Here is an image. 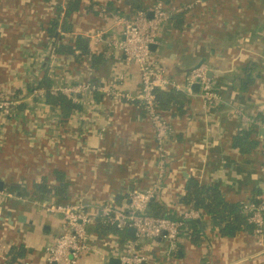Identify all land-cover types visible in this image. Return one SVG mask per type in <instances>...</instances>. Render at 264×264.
<instances>
[{
	"label": "crops",
	"instance_id": "crops-1",
	"mask_svg": "<svg viewBox=\"0 0 264 264\" xmlns=\"http://www.w3.org/2000/svg\"><path fill=\"white\" fill-rule=\"evenodd\" d=\"M66 1L0 0L1 92L21 96L29 82L45 74L50 48L45 27L52 18L61 20ZM137 2L145 10L153 5V0H81L80 11L71 17L70 35L87 37L91 51L107 59L95 72L105 82L114 79L110 67L116 49L110 42L121 40L123 29L106 10L118 8L123 12L120 17L129 18L128 11ZM163 2L170 18L159 28L160 44L152 48V60L178 81L192 67L206 64L220 100L215 108H204L198 89L192 87L186 93L188 101L161 110L170 131L164 190L154 200L167 216L178 217L188 208L179 199L186 192L185 183L196 177L201 183L217 184L227 200L250 202L253 189L264 190V127L243 120L241 113L264 120V0ZM98 32H103L101 41L93 37ZM60 56L67 72L64 79L87 82L86 64ZM139 87L137 71L129 70L119 91L134 94ZM98 92L100 101L94 93L91 99L80 96L81 108L66 117L45 98L19 103L12 118L0 116V192L11 195H0V264L12 255L19 256L20 264H47L46 248L62 232V218L27 196L34 182L43 178L51 186L64 182L62 202L95 207L125 206L129 190L145 189L155 179L158 154L144 110L136 102ZM245 130L257 145H235L234 138ZM200 221L198 243L181 233L170 259L164 256V240L147 241L142 254L158 247L159 257L151 264H264V246L258 245L253 232L224 237L207 216ZM116 240L113 235L102 245L91 243L109 260L120 254ZM108 260L85 252L78 264H109Z\"/></svg>",
	"mask_w": 264,
	"mask_h": 264
},
{
	"label": "built area",
	"instance_id": "built-area-1",
	"mask_svg": "<svg viewBox=\"0 0 264 264\" xmlns=\"http://www.w3.org/2000/svg\"><path fill=\"white\" fill-rule=\"evenodd\" d=\"M114 18L123 27L122 39L110 42V44L121 51L126 66H129L130 63L136 64L141 82V88L137 93L121 92L114 84L109 88H103L82 80L68 81L64 79L67 72L60 64L63 59L54 53L44 64L46 66L44 68L45 77L51 84V94H62L72 101H78L80 96L85 97V100L91 99L94 91H100L113 99H123L140 104L154 131L158 154L157 173L152 184L147 188H133L127 192L125 206L105 203L91 207L82 201L56 203L34 200L33 203L45 212L57 214L63 220L61 234L46 248L47 264H78L80 255L85 252H94L100 259L108 260L105 253L90 242L88 230L96 219L118 230L133 229V240L126 243L123 251L116 256L119 264H151L146 256L134 252L135 244L142 239L152 240L159 237H163L167 242L164 256L168 260L177 248L182 221L202 219L205 216L192 207L182 211L178 217L155 216L149 214L147 210L149 203L164 190L167 162L166 145L170 131L166 118L156 106L155 90L173 88L191 93L192 86L198 85V95L202 100L203 107L207 108L210 104L220 100L208 75V66L203 63L194 66L188 70L183 81H178L169 76L163 66L152 60L151 46L160 44L158 40L159 28L170 18L163 0H153V5L149 10H139L132 17L123 18L114 14ZM102 34L103 32H98L93 37L101 41L103 40ZM38 81L39 77L29 83ZM43 98H45L43 87H38V85L31 93L24 92L21 96L0 91V116L2 119L12 118L19 103L33 99L42 100ZM241 118L254 125L264 127V120L248 117L242 113ZM0 195L1 198L11 197L9 193L4 192H0ZM242 209L248 216V222L253 225V235L256 237L258 245L264 246V198L258 202L243 203ZM92 210L95 212L93 213Z\"/></svg>",
	"mask_w": 264,
	"mask_h": 264
},
{
	"label": "trees",
	"instance_id": "trees-1",
	"mask_svg": "<svg viewBox=\"0 0 264 264\" xmlns=\"http://www.w3.org/2000/svg\"><path fill=\"white\" fill-rule=\"evenodd\" d=\"M81 0H67L65 2V7L63 11V16L61 20L59 17L52 18L47 26L45 27L46 36L49 39L50 48L47 52V56L44 59V64L47 63V60L50 55L54 54H62L68 59H73V62L77 65L86 64L87 70L85 71V79L91 85L97 87L110 86L114 84L117 86L118 90H121L123 78L127 74L129 70H135L138 73L137 66L135 63H130L129 66H126L121 55V51L114 50L113 57L115 59L114 62L111 63V72L114 76L112 82L108 83L103 81L95 72L106 63L107 59L103 56L101 52L96 53L92 52L89 47V41L87 37H84L80 34H75L71 36L73 33V28L71 24V17L73 14H77L80 11ZM59 10V6H58ZM139 10H145L140 7L137 3L133 4V9H129L128 14L129 17H132L134 13ZM107 16L111 14L123 15V12L118 8L111 7L106 10ZM58 15V14H57ZM58 29L63 32L62 34ZM70 35V36H69ZM66 66V65H65ZM63 67V64H62ZM38 83L43 87L45 100L48 103L54 104L61 109L63 117H66L68 113L72 110H79L81 108V100L72 101L66 96L62 94L53 95L50 93V82L45 74L39 77V81L28 83L26 86V94L31 93V91L38 85ZM213 83V82H212ZM110 84V85H109ZM139 90L141 88L140 76H139ZM95 98L99 99L101 94L98 91H94ZM188 101L187 95L182 90H176L173 88L161 90H155V102L156 106L160 110H168L173 105H179ZM98 102V101H97ZM219 103H213L209 106L211 108H215ZM141 106V105H140ZM208 106V107H209ZM251 129H255L252 125ZM249 130L240 131L235 138V145L243 146L246 145H257L258 142L255 140H250L249 138ZM6 189L12 190V188L6 185ZM66 184L63 182L59 186H51L46 183L44 178L42 180L36 181L32 185V193L28 194V191L23 192L25 195L31 197L33 200L38 201H47V202H62L65 197L62 196V193L65 190ZM185 194H183L179 199L182 204L185 206L192 207L194 209L199 210L205 216H207L212 228L217 230V234L224 237H233L238 231L245 232H253V225L248 222L247 214L243 212L242 201L235 200H227L224 196L221 188L215 184H204L199 181L196 177H190L185 183ZM264 198V190L261 187L255 188L252 191L251 202H258ZM148 213L155 216H167L169 213L167 211L162 210V206L155 200H152L148 205ZM196 223L193 220H183L180 226L179 235L182 233L189 238L194 243H198L200 240L199 234L196 232ZM89 231V238L98 245H102L104 242L112 238V236H116L117 244L116 246L119 249V253L123 251V247L126 243L133 240L134 235L127 229L118 230L112 226H108L105 223H102L101 220L96 219L94 224V229ZM61 234V233H60ZM178 235V236H179ZM163 238V237H162ZM155 238L152 240L142 239L139 240L135 244L134 252L142 254L144 248L146 246L147 241H152V243L158 242L161 244L163 238ZM161 239V240H159ZM159 240V241H158ZM92 244V243H91ZM93 245V244H92ZM157 250L158 247L156 246ZM156 250V251H157ZM156 251L153 253L146 254L149 260L158 258L159 255L156 254ZM145 253V252H144ZM155 255V257L153 256ZM152 256V257H151ZM18 255H12L10 258L5 260L3 264H20L18 260ZM157 260V259H156Z\"/></svg>",
	"mask_w": 264,
	"mask_h": 264
},
{
	"label": "water",
	"instance_id": "water-1",
	"mask_svg": "<svg viewBox=\"0 0 264 264\" xmlns=\"http://www.w3.org/2000/svg\"><path fill=\"white\" fill-rule=\"evenodd\" d=\"M128 18V17H127ZM154 46H151V49L153 48ZM208 75L210 76L211 75V71H208ZM193 88H195V90L196 89H198V85H194V86H192ZM0 190H2V187H1V184H0ZM201 219H195V220H193L196 224H199L200 225V221ZM131 233H133V229H128ZM108 262H109V264H119V260H118V258H113V257H111V258H109V260H108Z\"/></svg>",
	"mask_w": 264,
	"mask_h": 264
}]
</instances>
